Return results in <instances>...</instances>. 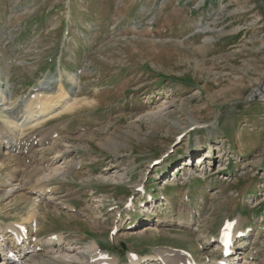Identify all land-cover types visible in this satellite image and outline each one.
<instances>
[{"label": "rangeland", "instance_id": "1", "mask_svg": "<svg viewBox=\"0 0 264 264\" xmlns=\"http://www.w3.org/2000/svg\"><path fill=\"white\" fill-rule=\"evenodd\" d=\"M59 70L64 89L76 74L75 97L93 102L21 136L32 140L17 153L28 166L21 191L1 201L0 222L22 219L37 199L43 230L71 244L96 240L129 264L132 250L162 246L201 262L216 258L213 236L226 219L242 217L241 256L264 264V99L256 92L264 82V0H0V84L15 101L8 115H21L22 97L42 79L58 80ZM63 144L78 157L75 168L45 193L31 191V168ZM190 154L204 166L183 168ZM103 173L128 179L111 183ZM148 192L155 202L146 214L127 212L129 196ZM94 207L105 221L97 223Z\"/></svg>", "mask_w": 264, "mask_h": 264}, {"label": "bare ground", "instance_id": "2", "mask_svg": "<svg viewBox=\"0 0 264 264\" xmlns=\"http://www.w3.org/2000/svg\"><path fill=\"white\" fill-rule=\"evenodd\" d=\"M59 72L58 81L60 85L58 92L55 94L40 92L36 93L32 98L26 99L24 101L25 109L21 115H17L18 117L14 119L8 114L10 112L9 110L14 107L15 101L11 99L8 100V94L4 92V88L3 91H0V128L2 133L0 136V173L4 172L6 177V179L4 177L5 180L0 182V187L2 186L3 188L0 189V203L6 197H13L17 192L21 191L22 187L20 189L16 187L21 176V168L23 165H27V163L25 159L19 158L17 153L19 151L25 153L32 149L27 146V143H32L30 138L26 139V137H24L21 139V136L24 134L27 135L28 132L25 133V131L27 129H35L48 119L60 116L63 113L73 112L82 104L93 102V100L86 98L75 97L74 93L80 81L78 75L75 74L70 76L72 86L70 90H66L61 83L63 73L60 70ZM39 82V89L43 90L48 88L47 83L52 82V80L47 78ZM256 92L264 99V82L256 89ZM48 138H50V136L46 135L39 138V140L45 141L49 140ZM18 141L25 143L24 145H20ZM53 146L56 147L54 149V156H52L45 165L37 169L31 168L32 174L29 177V189L31 191L34 190L41 194L45 193L54 179L66 176L78 163V157L74 156L72 153H67L70 148L69 145L63 144ZM191 156L190 154L188 157L189 161H185V167L183 168L188 167L196 171L195 168L204 166V164H202L205 161V158L203 160V156L199 157V161L194 164L190 162ZM101 178L111 183H119L128 179L125 175L119 173H114L112 175H105L103 173L101 174ZM24 198L30 199L31 197L26 196ZM100 201L103 202L102 198L96 202ZM147 204L150 207L152 206L146 202V205ZM30 206L28 212H26V215L22 219L10 221L3 220L0 222V232L4 233L3 236L0 237V264H121V260L117 255L102 252L99 242L96 240L71 244L65 240L67 237L64 233L43 230V226H39V215L41 213L40 202L32 198ZM96 209L98 210L97 207L93 208L94 214L96 215L95 219L98 221L97 223L105 221V218L100 216ZM145 210L146 208L144 207L142 211L144 212ZM117 217L118 213H115L112 229L121 227V223L120 225L116 224ZM145 220L149 219L146 218ZM227 223V226L221 231L228 230L232 232L235 239L233 246L234 252L228 259L221 260V258L214 259L208 257L207 261L201 262L196 261L194 256L185 254L181 250L169 247L164 248L162 246L146 254L137 252L135 256L130 255L129 264H187L188 262H195L198 264H223V260L227 261L226 264H263L254 263L244 256H241L243 248L240 242L242 241V237L237 238V236L241 233L243 239L246 238L244 219L242 217H237L234 221H227ZM178 226L182 227L184 223ZM149 229L145 227L140 229L138 233L139 235H145ZM48 231L50 232L48 236H41L44 232L49 233ZM112 236L114 241H118L121 235L118 236L116 233ZM10 251L15 252L17 257H10ZM219 251L223 253L222 250Z\"/></svg>", "mask_w": 264, "mask_h": 264}]
</instances>
